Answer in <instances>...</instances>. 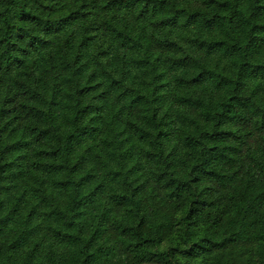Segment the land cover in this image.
<instances>
[{"label": "trees", "instance_id": "trees-1", "mask_svg": "<svg viewBox=\"0 0 264 264\" xmlns=\"http://www.w3.org/2000/svg\"><path fill=\"white\" fill-rule=\"evenodd\" d=\"M0 264H264V0H0Z\"/></svg>", "mask_w": 264, "mask_h": 264}]
</instances>
